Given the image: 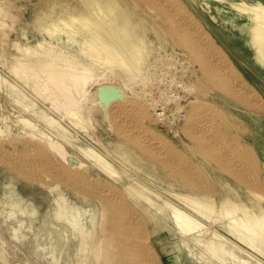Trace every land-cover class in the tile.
<instances>
[{
  "label": "bare ground",
  "instance_id": "1",
  "mask_svg": "<svg viewBox=\"0 0 264 264\" xmlns=\"http://www.w3.org/2000/svg\"><path fill=\"white\" fill-rule=\"evenodd\" d=\"M81 1L83 8L80 11L74 12L75 9L65 8L57 18L51 13H45L47 20H42L35 25L37 30L47 31L53 36L55 33L63 32L68 40L78 45L77 47L71 46L73 48V52L71 51L73 56L70 55L72 58L63 57L66 66L54 65L55 67H52L48 73L51 83L48 87L50 90H55L53 91L55 96H63L66 106L73 102L70 97L71 91L75 89L74 91L80 93H76L78 98L79 95L84 96L90 83V73L73 69L70 64L75 60V51L85 56V59L89 61V68L93 70L96 68H106L110 71L115 68L122 69L123 74L130 81L125 83L127 89L135 94L142 90L147 95L146 87L137 91L132 87V83L137 81L138 76L143 75V71L144 73L148 71L152 63L156 64L153 68L151 67L155 70L158 62L160 63L161 50L167 51L161 44L158 46L155 41L146 37L148 30L146 24L141 25L138 20L132 18L133 14L149 7L151 10H156L171 24L172 32L170 31L167 37V43L172 44L173 48L169 52L185 57V61H182L184 65H180L182 74L178 77L183 82L185 92L179 93L177 100L175 97L174 111H185L187 104L191 103L190 107L193 112L184 113L182 117L185 119L184 125L188 129L187 133L203 152L211 154L208 147L212 142V136L202 131L203 129L209 130L213 121L203 123L200 112L204 109L211 111L213 106L207 108L206 103L196 102L197 99L195 103L189 100L184 104L185 99L188 100L195 91V86L191 81L194 60L191 54H197L198 61H201L208 73L212 75L216 73L220 82L227 87L228 95L240 100L241 103L253 104L264 110V99L254 90L247 89L245 80L235 72L224 55L213 46L211 40L205 37L206 33L203 36L197 24L198 29L195 27L192 15L183 7H179L176 0ZM124 1L129 3L133 9L127 8ZM11 2L5 0L4 7H2L5 16H9L10 11L6 6ZM230 4L236 10L235 15L244 17L246 20L244 30L247 31V42L252 50L258 75L264 83V0L231 1ZM48 8L51 9V7ZM138 19H142V16H138ZM178 21L187 23L188 29L191 30L183 26V29H180L178 23L176 24ZM154 32L159 34L157 29H154ZM15 44L20 51L29 53V55L33 53L32 48ZM175 46L188 49L193 53L188 54L185 51L174 49ZM202 48L207 52L206 55ZM48 52L51 54L54 50ZM56 55L51 58L52 61L59 58V55L58 57ZM163 65L168 67L166 63ZM20 80H24L23 77ZM112 81L105 76L100 79L92 93L90 105L93 107L94 103L100 106L108 124L119 122L115 120L118 115H128L129 124L128 122L126 124L136 129L137 133H135L136 138H133V142L139 145L145 153L162 161L167 167V163L172 161L169 159L174 160L177 155L168 152L169 156H165L164 151L161 152L158 149L161 144L160 137L149 134L144 128L145 122L152 121L151 116L155 115L150 112L155 106L154 97L148 93V97H142L140 102L129 103L127 91L124 88L120 89ZM158 89L160 91L161 88ZM136 97H138L137 94ZM182 98L183 101H181ZM79 99L77 100L80 101ZM57 107H59L58 103ZM69 113L72 117L75 115L72 110ZM173 118L175 120L181 117L173 113ZM156 119L160 120L158 117ZM193 129H196L195 132ZM23 138L20 141L24 150L16 153L12 161L14 163L18 161L19 165L17 164L18 169L15 168L17 169L15 173L23 177L25 181L23 188L28 189L29 192L28 196H24L16 189L10 188L4 193L7 195V200L0 206V263L8 264L7 259L12 255L18 259L16 264H157L158 252L152 240L156 228L152 226L151 218L165 213L176 231L181 234L182 244L197 264H264V193L255 188L253 180L245 181L247 182L246 193L244 192L246 196H243L240 189L237 190L228 181H222L225 186L223 197L202 193L200 189L193 190L186 186H183V189L176 188L169 183L166 191L171 198H164L148 184L152 180L151 176L144 172L142 167L145 164L142 160L119 144H112L114 152L108 147L103 152L96 146L81 144L79 150H82L90 159V163L82 160L70 163L72 158L70 152L58 140L49 136H36L33 133ZM155 143L160 144L152 146ZM51 149L62 157L65 163L57 164L48 161V150ZM221 149L220 156L230 159L229 156L233 152L229 148ZM5 150L0 143L1 157ZM237 151L235 153H238ZM125 153L134 158L137 164L134 171L139 177H131L127 172L131 165L125 168L124 165L128 164ZM240 154L239 156H242ZM211 155L213 158V154ZM215 158L219 160L221 157L218 155ZM114 159L121 165L117 164ZM237 164L228 165L230 169L236 171L239 167ZM39 165L42 166L41 172L44 178L36 177L34 168L40 167ZM173 197L179 203L174 202ZM160 200L162 202H159ZM139 206L148 214L140 213ZM151 207L152 210H149ZM219 229H223L229 237L221 233ZM241 245H244L246 249ZM87 252L90 257L86 261L84 256Z\"/></svg>",
  "mask_w": 264,
  "mask_h": 264
},
{
  "label": "rangeland",
  "instance_id": "2",
  "mask_svg": "<svg viewBox=\"0 0 264 264\" xmlns=\"http://www.w3.org/2000/svg\"><path fill=\"white\" fill-rule=\"evenodd\" d=\"M231 1L240 2L241 0H225L224 2L220 0H176L175 2H177L179 7H183L192 15L193 21H195V27L197 29L199 27L198 30H200V32L202 31L201 33L203 36L206 33L205 37L207 36L206 38L211 40L213 46L224 55L226 60L234 68L235 72L245 80L247 89L254 90L264 99V83L258 75L257 66L253 61L252 50L247 42V31L244 30L246 20L244 17H238L235 15L236 10L231 6ZM10 2L11 4L6 6L10 11L9 16H5L2 8L4 7L5 0H0V56H2V59L0 58V143L4 149H6L4 155H2V157L0 156V206L7 200V195L4 193L10 188H14L18 193L28 196V189L23 188L25 182L23 177H20L15 173V170L18 169V161L14 163L12 160L16 153L23 152L22 150H24L20 140L24 139L23 137L25 135L28 136V134L31 133L36 136H49L63 143L72 156L70 163H76L80 160L90 163V159L82 152V150H79V145L81 144L96 146L103 152H105L106 147L113 151L114 147L112 144H119L121 147L129 149V151L142 160L145 164V166L142 167L144 172L151 176L152 181L148 182V184L164 198H171L166 191V189L169 188V183L176 186V188L186 186L193 190L200 189L202 193L204 192L209 195L223 197L225 194V186L222 181H228L234 188L237 190L240 189L243 196H246L245 187L247 182L245 181L247 179L251 181L253 180V185H256L255 188L264 193V110L255 107L253 104L247 105L244 102L241 103L240 100H236L228 95L227 87L220 82V78L217 77L216 73L212 75L210 72L209 74L208 71H206V68L201 64V61H198L197 54H191L193 52L190 50L178 46H175L174 48L191 54L192 59H194L191 81L193 83L192 85L195 86V91L194 95L190 96L188 100L185 99L184 104L189 102V100H193V103H195L194 101L197 99L196 102L206 103L207 108L213 106L211 108L213 110L211 111L210 109H204V111L199 112L201 113L202 117L200 118L201 121L203 120V123L213 121L212 126L208 128L209 130L203 129L202 132L208 134V136H212V142L209 144L210 147L208 148L210 149L209 152L213 154L214 159L210 153L206 154L203 152L199 145L191 139L186 131L188 129L184 125L185 119H183L182 115H184L183 113L189 112L190 114L193 112L190 107L191 103H189L190 105L187 104L185 108L186 112L183 110L178 112L174 111V105L176 104L175 101L180 96L179 93L183 94L185 92L183 89V82L178 78L176 83L179 85L176 87L178 90L180 87V91L175 94L176 96L174 95L172 97L174 99L176 97V100L173 99L174 103L170 107L166 118L164 120H158L156 119V115H154L155 118L151 116V118H153L152 121L145 122L144 125V128L149 134H154L156 137H160L159 141L161 144L159 143V145L158 143H155L152 146L159 145L158 149L161 152L164 151L163 153H165V156H169L168 152L177 155L178 158L175 157L174 160L173 158L169 159L168 157V159L172 161L167 163V167H165V164L162 161L145 153L139 145L137 146L133 142V138H136L137 133L135 132L136 129H133L131 125H128V119H130L128 115H118L115 118L116 121H119L116 123L117 125L111 122L108 124L100 106L94 103L93 107L90 105L92 93L103 76L110 78L120 89L124 88L127 91V101L129 100V103H134L135 101V103L140 102L143 99L142 97H148V93L151 97L157 96V93L162 96L163 92H161V89L160 91L158 89L160 88L157 83L159 80H157L158 78H155L156 69H152L156 64L152 63V68L149 67L148 71L145 73L143 71V75L138 76L137 81L132 83V87L137 91L145 89V87L148 91L150 90V92L146 90L147 95H145V91L141 90L139 93H136L138 96L136 97V94L133 93V91L127 89V84L125 83L130 81L127 80L122 69L115 68L113 71H110L106 68H96V70H93L92 68H89V61L85 59V56L82 53L75 51V60L70 64L73 69L90 73V83L86 88V94H84V96L79 95L80 99L78 98V94L80 93L74 91L75 89L73 92L71 91L70 97L74 103L71 102L66 106V104H64L65 99H63V96H55L53 92L55 90H50L48 87L51 86L48 73L52 67H55L54 65H59L61 67L66 66L63 57L67 59L72 58L71 56L73 55L71 51L73 52V48H71V46L77 47L78 45L77 43H72L68 40L67 35L63 32L55 33L53 36L47 31L37 30L35 25L42 20H47L44 15L45 13H51L53 17L57 18L65 8L70 10L75 9L74 12L80 11L83 8L82 1L10 0ZM124 3L127 8L130 10L133 9L126 1H124ZM48 7H51V9ZM36 15L39 16V18ZM133 15L132 18L138 20L141 25H147L148 30L146 32V37H149L148 39L155 41L158 46L161 44L167 49L168 53L172 50V44L167 43V37H169L172 27L163 16H161L156 10H151L149 7H145L144 11ZM140 15L142 16V19H138V16ZM180 22L184 25H181ZM176 24L179 25L180 29L185 28L191 30L190 28L188 29V24L184 21H178ZM135 28L139 30L138 27ZM154 29L159 30V34L155 33ZM172 34L175 35V33ZM15 43L20 44L22 47L32 48L33 53L29 55V53L27 54L24 51H20ZM49 50H54V52L49 54ZM202 50L206 55L207 52L203 48ZM34 51L37 52L34 53ZM55 54H57L56 57L59 55V58L52 61L51 58L55 56ZM179 56L181 59H179V64H182L183 66L185 57L183 55ZM160 63L162 64V62ZM160 63L158 62L157 67H159ZM14 66H16V68ZM174 75L177 78L178 72H175ZM215 76L216 78H214ZM20 77H23L24 80L21 81ZM47 79H49V81ZM33 80H35V83L32 82ZM183 100L184 99L182 98L181 101ZM57 103L59 107H57ZM70 110L75 113L73 117L69 113ZM208 110L210 112H208ZM150 112L154 113L152 109ZM134 113H136V111ZM173 113L181 118L174 120ZM127 122L128 124H126ZM122 123L124 124L119 126V124ZM183 128L184 130H182ZM131 129L133 131H131ZM195 130L196 129H193L194 132ZM221 148H229L231 152H233L229 156L230 159H225L220 156L222 153ZM16 150L19 152H16ZM236 151L238 153H235ZM117 152L121 153L118 150ZM239 154L242 156H239ZM218 155L221 157L219 160L215 158V156ZM125 156L130 158H126L128 164L124 165L125 168L127 166L129 168L131 165L127 172H129L131 177L138 176L135 174L137 172L134 171L137 166L134 158L130 157L131 155H126V153ZM48 158V161L53 163H65L63 158L52 149L48 150ZM236 160L239 161L237 162ZM114 161L121 165L116 159H114ZM217 162H219V164H216ZM179 163H181V165ZM232 163L239 166H237L238 169L236 171L229 168L228 164ZM39 166L40 167L37 166L34 168L36 177L44 178L41 172L42 166ZM108 179L113 182L110 178ZM172 200L179 203L174 197ZM159 202H162V200ZM146 204H148V202ZM149 210H152V207L149 208ZM138 211L143 214H148L140 206L138 207ZM151 219L153 223L152 226L156 228L152 240L158 252L156 260L157 264H197L182 244L181 234L176 231L172 221L165 213L160 214L156 218L152 217ZM215 227L217 228V226ZM219 230L221 233L227 234L223 229ZM241 246L246 249L244 245ZM89 257L90 254L87 252L84 259L87 261ZM7 263L16 264L18 263V259L11 255L8 257Z\"/></svg>",
  "mask_w": 264,
  "mask_h": 264
},
{
  "label": "built area",
  "instance_id": "3",
  "mask_svg": "<svg viewBox=\"0 0 264 264\" xmlns=\"http://www.w3.org/2000/svg\"><path fill=\"white\" fill-rule=\"evenodd\" d=\"M180 56L176 53L167 52L165 50H161V58L160 62L163 64L166 63L168 67L163 66V64H159V67L156 68V76L159 80L158 86L161 88V92H163L162 96L158 95L154 96L155 106H154V114L159 119H165L166 115L169 112L170 107L173 105L174 101L172 98L177 92L180 91L176 87V82L178 81V77L181 72V66L179 64ZM181 60V59H180ZM182 62V61H181ZM178 72V77L175 78L174 74ZM184 114V113H183ZM184 116V115H182Z\"/></svg>",
  "mask_w": 264,
  "mask_h": 264
}]
</instances>
